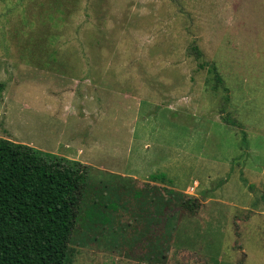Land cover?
<instances>
[{"label": "rangeland", "instance_id": "obj_1", "mask_svg": "<svg viewBox=\"0 0 264 264\" xmlns=\"http://www.w3.org/2000/svg\"><path fill=\"white\" fill-rule=\"evenodd\" d=\"M261 5L0 0V139L77 158L96 181L130 178L199 199L155 264H264ZM193 47L222 88L197 69ZM145 252L98 238L70 245L68 257L150 264Z\"/></svg>", "mask_w": 264, "mask_h": 264}, {"label": "trees", "instance_id": "obj_2", "mask_svg": "<svg viewBox=\"0 0 264 264\" xmlns=\"http://www.w3.org/2000/svg\"><path fill=\"white\" fill-rule=\"evenodd\" d=\"M192 52L197 69L207 67L213 75V90L222 88L215 65L201 62L198 48ZM90 171L0 139V264H72L69 246L98 238L110 246L140 244L142 260L155 264L165 257L180 213L194 215L200 208L199 199L182 192L153 184L139 188L130 178L96 181Z\"/></svg>", "mask_w": 264, "mask_h": 264}, {"label": "crops", "instance_id": "obj_3", "mask_svg": "<svg viewBox=\"0 0 264 264\" xmlns=\"http://www.w3.org/2000/svg\"><path fill=\"white\" fill-rule=\"evenodd\" d=\"M260 3L264 4V0H258ZM264 7V5H261ZM76 161H77V158H76Z\"/></svg>", "mask_w": 264, "mask_h": 264}]
</instances>
